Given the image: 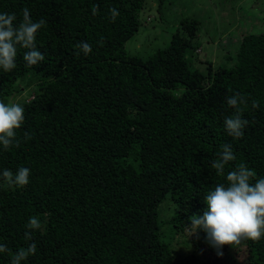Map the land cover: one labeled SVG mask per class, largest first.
I'll use <instances>...</instances> for the list:
<instances>
[{"label":"trees","instance_id":"16d2710c","mask_svg":"<svg viewBox=\"0 0 264 264\" xmlns=\"http://www.w3.org/2000/svg\"><path fill=\"white\" fill-rule=\"evenodd\" d=\"M148 1L0 0V13L19 21L27 7L47 21L37 36L45 61L27 68L20 49L16 69H0V100L13 103L23 89L32 95L21 103L20 146H0V172L31 169L23 188L0 179V244L12 253L37 245L22 264H202L195 255L177 260L161 238L163 204H173L175 230L190 231L189 216L202 215L204 196L226 183L210 167L226 142L237 156L226 171L245 163L264 177V33L244 35L234 65L206 74L190 60L202 47L197 19H182L183 31L148 59L129 55ZM82 40L92 46L88 56L77 55ZM236 92L248 100L242 139L224 128ZM32 216L41 228L27 241ZM194 243L202 254L216 250L202 230ZM246 245L248 264H264V238ZM10 260L0 253V264Z\"/></svg>","mask_w":264,"mask_h":264},{"label":"clouds","instance_id":"9594fccd","mask_svg":"<svg viewBox=\"0 0 264 264\" xmlns=\"http://www.w3.org/2000/svg\"><path fill=\"white\" fill-rule=\"evenodd\" d=\"M93 15L97 14L98 6L93 7ZM110 11V19L115 22L120 15L116 8ZM148 18V22L150 21ZM47 26L44 18L34 20L30 10L22 9V19L18 21L16 13H0V69L11 73L17 67V55L23 49L25 67L32 68L44 62L46 57L37 45V36ZM76 48L77 55L82 52L88 56L92 46L86 41H80ZM248 100L239 92L227 98V105L234 110L233 114L224 119L227 135L233 139H242L249 123L244 118ZM251 107L258 109L259 102L253 100ZM25 109L19 103L6 104L0 100V146L5 151L20 146L18 131L25 123ZM29 138L25 132L24 139ZM237 156L231 143H224L210 162L215 175L225 178L226 183H216L205 196L207 208L202 215L189 216L187 228L191 234L202 230L207 234V243L220 250L225 245L239 248L247 241H259L264 238V177H258L257 172L245 163H239L234 169L226 171V166L235 162ZM31 169L20 167L13 173L5 169L0 172V179L9 186L23 188L30 182ZM254 181V183H253ZM24 239L33 241V231L41 228V221L32 216L25 225ZM37 245L33 241L27 248H21L12 253L5 244H0V253H9L10 264H22L30 255H35ZM223 255L222 251H218Z\"/></svg>","mask_w":264,"mask_h":264},{"label":"rangeland","instance_id":"374dc122","mask_svg":"<svg viewBox=\"0 0 264 264\" xmlns=\"http://www.w3.org/2000/svg\"><path fill=\"white\" fill-rule=\"evenodd\" d=\"M158 1L149 0L148 8L141 13L143 26L125 46L129 55L148 59L168 46L173 32L183 31V26H180L182 19H197L201 22L197 37L202 47L189 57L193 67L206 74L210 67L214 70L218 66L229 68L234 65L235 52L244 35L264 33V0H165L161 14L158 12ZM29 94L28 89H23L13 102L21 104L30 101L32 95ZM172 213L173 204L170 201L164 203L160 232L161 238L176 253L177 260L195 255L202 264H248L246 242L239 248L225 245L220 250L202 254L195 246V234L188 230L177 232L170 224ZM218 251H222L223 255H219Z\"/></svg>","mask_w":264,"mask_h":264},{"label":"crops","instance_id":"0c3cea01","mask_svg":"<svg viewBox=\"0 0 264 264\" xmlns=\"http://www.w3.org/2000/svg\"><path fill=\"white\" fill-rule=\"evenodd\" d=\"M162 20V19H161Z\"/></svg>","mask_w":264,"mask_h":264}]
</instances>
